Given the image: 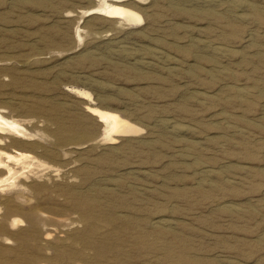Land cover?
Masks as SVG:
<instances>
[{
	"label": "rangeland",
	"instance_id": "obj_1",
	"mask_svg": "<svg viewBox=\"0 0 264 264\" xmlns=\"http://www.w3.org/2000/svg\"><path fill=\"white\" fill-rule=\"evenodd\" d=\"M105 1L0 0V107L50 166L0 188V264H264V0Z\"/></svg>",
	"mask_w": 264,
	"mask_h": 264
},
{
	"label": "bare ground",
	"instance_id": "obj_2",
	"mask_svg": "<svg viewBox=\"0 0 264 264\" xmlns=\"http://www.w3.org/2000/svg\"><path fill=\"white\" fill-rule=\"evenodd\" d=\"M208 1L210 3L216 2V0ZM135 2L136 0H111L109 2L105 1L103 6L92 8L90 11H94L92 14H97L108 21H123L127 24L140 25L144 21V18L142 14L137 11V8H135ZM234 2H236L239 7L246 6V4L244 3L245 1L243 2L240 0H236ZM127 47L124 46L123 49H125L126 53L131 55V57L134 56L135 58L137 55H135L134 52H131L128 49L129 47ZM153 52L155 54L161 53L159 50H153ZM149 59L150 58L148 57H140V59L136 60H138L139 63L144 64L145 66H149ZM82 94L85 95V93ZM85 111L87 115H90L89 117H93V119L98 122L97 124L101 125L100 127L103 128V132L109 140L108 144H116L118 143V139L120 137H128L129 134L133 132H139L140 130L129 119L122 117L115 111L93 105H86ZM18 117L21 116L13 115L8 112L6 108L0 107V188L7 186L20 189L21 183L24 182V180H22L23 176L30 178V174L35 176L50 168V166H48L47 162L45 161L46 159L44 160L41 153H39V149L44 147L43 145L45 144H42V142L40 141V139H43V137L40 135L41 130L38 128V122L35 123L32 122V120L20 119ZM23 117L26 116L23 115ZM30 123L32 124L29 126ZM179 129L185 130L186 127L180 125ZM50 132H52L51 129ZM54 137H56V135H54ZM205 173L206 176H209V171H205ZM35 183L34 187L37 188ZM18 225H24V221L20 218H15L12 222V226L17 227ZM7 243H10L9 239H7Z\"/></svg>",
	"mask_w": 264,
	"mask_h": 264
}]
</instances>
